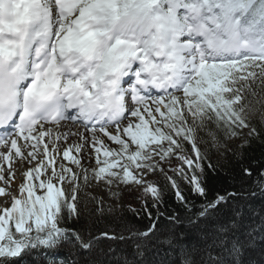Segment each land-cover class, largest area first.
Masks as SVG:
<instances>
[{
    "label": "snow or ice",
    "instance_id": "1",
    "mask_svg": "<svg viewBox=\"0 0 264 264\" xmlns=\"http://www.w3.org/2000/svg\"><path fill=\"white\" fill-rule=\"evenodd\" d=\"M128 77L134 80L124 87ZM151 89L160 93L146 94ZM256 114L264 124V0H0V129L15 128L0 135V264H19L34 249L53 251L72 239L82 249L95 247L98 238L60 227L79 216L89 169L110 187L144 185L153 207L164 193L148 177L163 174L192 213L185 220L158 210L160 225L103 237L131 239L143 256L162 226L171 232L203 218L213 222V245L232 257L209 252L203 264H239L245 245L231 234L242 212L226 223L217 218L242 194L211 197L202 179L208 154L199 146L208 140L199 132L217 150L226 148L237 129L257 134ZM66 120L86 129L71 134L79 141L71 146L59 127ZM168 171L205 201L198 211ZM242 171L251 177L255 170ZM191 255L183 253V264H196Z\"/></svg>",
    "mask_w": 264,
    "mask_h": 264
},
{
    "label": "trees",
    "instance_id": "2",
    "mask_svg": "<svg viewBox=\"0 0 264 264\" xmlns=\"http://www.w3.org/2000/svg\"><path fill=\"white\" fill-rule=\"evenodd\" d=\"M251 127L256 128L255 136L249 134L250 128L237 129L234 138L225 140L227 147L219 150L212 146L206 132H199L204 140H208L207 145L203 143L199 145L201 150H207L208 154V158L203 161L202 179L213 198L217 193L225 195L238 190L241 192L242 198L230 201L229 206L219 213L217 219L226 223L231 213L236 210L241 211V224L231 234L233 240L245 245L239 264H264V232L259 231L261 225H264V188L260 186L264 184V124L259 114L251 118ZM184 148L187 154H192L190 144L186 143ZM178 163L174 160L173 166ZM209 164L214 170L208 167ZM244 167L249 171L255 170L251 177L242 171ZM167 174L177 180L186 198L195 202L197 207L193 208V213L198 211L199 205L205 201L195 196L191 192L190 185L180 179L176 173L168 171ZM154 183L164 193L163 203L157 204L156 207H153L156 202L151 195L146 197L142 190L135 188L119 191L120 205L117 207L102 205L95 199H88L81 192L82 188L78 194L79 216L61 221L60 227L79 232L84 238H98L95 240V247L91 251L82 249L72 239L62 242L61 246L53 251L43 247L34 249L24 255L19 264H47L48 260H53L55 264L61 262L91 264L94 261H98L99 264H183L184 252H190L191 259L195 260L196 264L206 262L209 252L213 257L219 254L225 260L232 259L218 245H213L215 239L213 222L203 218L193 225L186 222L180 224L171 232L166 225L162 226L153 240L145 245L143 256L136 255L135 241L131 239L111 240L103 237L102 233L105 232L110 235L123 234L125 237H130L132 232L147 231L153 222L160 225L162 218L157 219L158 210L165 214L178 212L185 220L192 214L176 200L174 190L163 174L159 173ZM249 192L255 194L249 195ZM101 207L104 209L103 212L97 210ZM149 212L152 213L151 218ZM180 232L184 234L182 237L173 239L171 244L166 243L173 233ZM249 232H252V238L249 237Z\"/></svg>",
    "mask_w": 264,
    "mask_h": 264
},
{
    "label": "rangeland",
    "instance_id": "3",
    "mask_svg": "<svg viewBox=\"0 0 264 264\" xmlns=\"http://www.w3.org/2000/svg\"><path fill=\"white\" fill-rule=\"evenodd\" d=\"M62 126V125H61ZM59 126V127H61ZM87 166V165H86ZM90 183L87 187H84L81 192L88 198H94L102 205H107L110 207H117L120 205L119 191L121 189H130L135 188L136 190H142L146 197H149L150 194H147L144 191V185H112L111 187L106 185L103 181H96L91 178V169H89ZM159 176V173H156L148 177L149 183H154V179Z\"/></svg>",
    "mask_w": 264,
    "mask_h": 264
},
{
    "label": "bare ground",
    "instance_id": "4",
    "mask_svg": "<svg viewBox=\"0 0 264 264\" xmlns=\"http://www.w3.org/2000/svg\"><path fill=\"white\" fill-rule=\"evenodd\" d=\"M62 125V126H61ZM61 127H60V131L65 133V134H68L69 135V139H68V144L69 146L75 144V143H78L79 141L77 140V138L71 134L73 133H76L77 131L81 132V133H84L86 132V129L83 127V123L81 122H75L73 123L72 121L70 120H66V121H63L61 123ZM16 162L13 161V165H15ZM20 168H23V169H27L28 165L27 164H24V163H21L19 165ZM0 186H3L2 183H0Z\"/></svg>",
    "mask_w": 264,
    "mask_h": 264
},
{
    "label": "clouds",
    "instance_id": "5",
    "mask_svg": "<svg viewBox=\"0 0 264 264\" xmlns=\"http://www.w3.org/2000/svg\"><path fill=\"white\" fill-rule=\"evenodd\" d=\"M124 86V85H123Z\"/></svg>",
    "mask_w": 264,
    "mask_h": 264
}]
</instances>
